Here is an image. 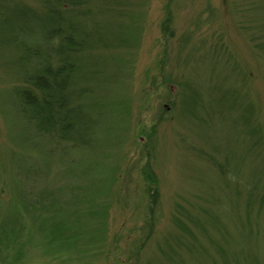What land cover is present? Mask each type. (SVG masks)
Wrapping results in <instances>:
<instances>
[{
  "label": "rangeland",
  "instance_id": "rangeland-1",
  "mask_svg": "<svg viewBox=\"0 0 264 264\" xmlns=\"http://www.w3.org/2000/svg\"><path fill=\"white\" fill-rule=\"evenodd\" d=\"M89 1L87 145L23 117L0 38V264H264V0Z\"/></svg>",
  "mask_w": 264,
  "mask_h": 264
},
{
  "label": "trees",
  "instance_id": "trees-1",
  "mask_svg": "<svg viewBox=\"0 0 264 264\" xmlns=\"http://www.w3.org/2000/svg\"><path fill=\"white\" fill-rule=\"evenodd\" d=\"M89 3V0H36L37 5H32L26 0H0V38H7L5 46L13 45L18 57L31 64L32 73L22 76L23 87L17 93L23 101L20 111H29L30 116L23 117L35 120L39 133L53 137L55 134L75 146L88 144L97 123L83 116V107L78 102L83 92L77 91V87L87 79L84 76L87 55L100 54L109 35L99 13ZM256 47L264 50V44ZM143 177L149 185L152 226L158 217L160 195L158 177L149 163Z\"/></svg>",
  "mask_w": 264,
  "mask_h": 264
}]
</instances>
